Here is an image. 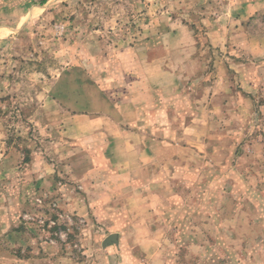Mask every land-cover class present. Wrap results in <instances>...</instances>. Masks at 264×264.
Returning a JSON list of instances; mask_svg holds the SVG:
<instances>
[{
    "label": "rangeland",
    "instance_id": "1",
    "mask_svg": "<svg viewBox=\"0 0 264 264\" xmlns=\"http://www.w3.org/2000/svg\"><path fill=\"white\" fill-rule=\"evenodd\" d=\"M0 264H264V0H0Z\"/></svg>",
    "mask_w": 264,
    "mask_h": 264
},
{
    "label": "water",
    "instance_id": "2",
    "mask_svg": "<svg viewBox=\"0 0 264 264\" xmlns=\"http://www.w3.org/2000/svg\"><path fill=\"white\" fill-rule=\"evenodd\" d=\"M111 243H117V236L115 234L110 235L107 239H105L103 242V247Z\"/></svg>",
    "mask_w": 264,
    "mask_h": 264
}]
</instances>
